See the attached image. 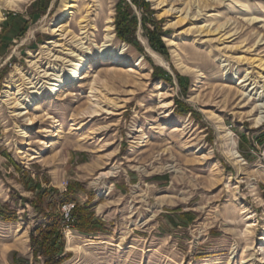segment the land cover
Listing matches in <instances>:
<instances>
[{
	"label": "rangeland",
	"instance_id": "rangeland-1",
	"mask_svg": "<svg viewBox=\"0 0 264 264\" xmlns=\"http://www.w3.org/2000/svg\"><path fill=\"white\" fill-rule=\"evenodd\" d=\"M35 1L0 0V33L10 15L29 21L0 53V207L16 218L0 221V264H44L32 255L31 231L42 220L29 179L59 196L79 186L76 202L56 214L65 219V206L90 203L106 224L92 235L65 227L62 264H264V144L257 142L264 133V122L257 125L264 116V0H145L148 16L126 0L143 53L117 38L120 0H72L63 20L69 0H51L31 20ZM103 5L114 23V51L128 46L126 63L93 54L79 81L32 94L29 81L54 65L48 54L62 56L54 30L66 28L71 42L87 18L86 46L94 48L103 38ZM143 17L152 30L153 21L161 23L168 56L152 48ZM155 67L172 83L155 79ZM177 76L188 80L186 92ZM16 101L28 108L20 111ZM178 101L199 117L178 115ZM47 142L54 146L40 155Z\"/></svg>",
	"mask_w": 264,
	"mask_h": 264
},
{
	"label": "trees",
	"instance_id": "trees-1",
	"mask_svg": "<svg viewBox=\"0 0 264 264\" xmlns=\"http://www.w3.org/2000/svg\"><path fill=\"white\" fill-rule=\"evenodd\" d=\"M51 0H36L31 6L30 19L34 20L39 16L46 14ZM131 3L139 10L150 13V5L145 0H130ZM8 26H4L0 33V53L7 49L8 43L12 39H21L27 32L29 21L23 19L19 15L11 16L8 18ZM153 30L148 28L146 18H142V26L145 34L149 38L152 48L163 56H168V51L162 42L161 23L153 21ZM116 33L117 38L129 45L134 46L139 52L143 53L136 39V29L138 27V18L135 15L131 5L126 0H120L116 6ZM14 37L12 38V36ZM1 76V74H0ZM153 77L155 79L165 80L172 83L170 75L162 68L155 67ZM181 88L186 92L189 85L188 80L177 76ZM183 82H186L185 85ZM176 112L178 115L191 114L195 118L199 117L197 112L193 111L177 102ZM257 142L264 144V133L258 136ZM17 171L20 172L18 164H15ZM27 189L35 193V198L30 202L39 219L42 220L31 231V246L33 249V258L35 260L42 259L44 264H62L65 260V241L63 230L65 227L80 232L85 235H92L106 231V224L98 217H96L93 206L88 203L86 205L77 204L71 211V220L66 221L62 216L56 214L58 206L76 202L75 195L81 190L77 188H69L67 194L59 196L57 190L46 191L41 188L39 184L29 179L25 183ZM0 221L13 222L16 221L7 212V206L0 207ZM24 263V262H23Z\"/></svg>",
	"mask_w": 264,
	"mask_h": 264
},
{
	"label": "bare ground",
	"instance_id": "bare-ground-1",
	"mask_svg": "<svg viewBox=\"0 0 264 264\" xmlns=\"http://www.w3.org/2000/svg\"><path fill=\"white\" fill-rule=\"evenodd\" d=\"M72 2H73L72 0H69L66 2L65 4L66 11L63 13L60 20H63V18L67 17L68 15L67 11L74 7ZM98 20L101 26L104 27V29L102 32L103 34L102 42L98 44L96 40L93 41V46L95 49L93 47L91 49L89 46H86L87 41L89 40V37H88L89 25L87 24L89 20H87V18H83L82 20L79 21L78 26L80 30V35H77V36L73 35V37L70 39L71 42L67 43L68 37L72 35V33L69 34L66 28H63L61 26L59 28L57 27L54 30V35L56 37H60V40L54 46V50L60 49V51L58 52H60L62 56L52 55L53 50L48 54V56L53 60L52 62H54V65L49 68H45L43 71H41V73L44 75L41 78H38L37 82H35L36 79L29 81L30 85H32L30 89L34 90L32 94H37V95L43 94L44 90L47 88L46 86L44 87V85H48L49 86L48 89L51 90L52 93H57V92H60L62 89H65L69 87L70 85L74 84L75 82L79 81L83 77V75L85 74L89 66L88 57L93 54H97L101 56L100 60L102 63L110 62L114 65L117 64L119 66L124 65L126 63L125 54L128 51V46L126 44H121L119 50L116 52L114 51L115 43L117 39L114 34L113 19L108 13L107 6L103 5L102 8L100 7V11L98 14ZM60 24L61 23H58L57 26H59ZM97 33L99 34L101 32L98 31ZM98 34L95 35L94 38H97ZM43 48H47V45H44ZM154 56L157 57L155 54ZM60 64H62V66H60ZM15 75L16 73H13L11 78L14 79ZM43 79H46L47 82H42ZM260 82L254 83V84H257L256 88H258V84ZM256 88H254L252 91H254ZM12 94L13 93L8 91L7 96L12 95ZM260 100H261V97H260ZM23 101L24 103L22 105H24L25 102H28L26 98ZM23 101H20V102H23ZM20 102L16 103L15 105L16 108H18L20 111L28 108V107L20 108L22 107ZM41 102L42 101H39V103L35 104L36 107L34 108V110H39L40 108H42L43 103L41 104ZM262 102H264V98L262 99ZM259 107L264 109V104L260 105ZM100 112L101 111L96 110L93 114H96L95 116H99L98 113ZM26 114L27 113L20 112L17 116L22 118ZM262 114L264 115V112H262ZM28 120L30 122V125L34 124V121L32 119H28ZM263 122H264V116L258 119L257 125L260 126L261 124H263ZM61 127H62L61 124L58 125L55 131L51 133V136H56ZM44 146H45V149L39 153L40 155L48 152V150L54 146V143L47 142L45 143ZM260 243H264V240H262Z\"/></svg>",
	"mask_w": 264,
	"mask_h": 264
},
{
	"label": "built area",
	"instance_id": "built-area-1",
	"mask_svg": "<svg viewBox=\"0 0 264 264\" xmlns=\"http://www.w3.org/2000/svg\"><path fill=\"white\" fill-rule=\"evenodd\" d=\"M74 205L65 206L64 208V217L67 222L71 220V211L73 210Z\"/></svg>",
	"mask_w": 264,
	"mask_h": 264
}]
</instances>
